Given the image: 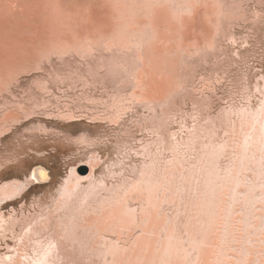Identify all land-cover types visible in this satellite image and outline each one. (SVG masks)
Masks as SVG:
<instances>
[{
  "label": "bare ground",
  "instance_id": "obj_1",
  "mask_svg": "<svg viewBox=\"0 0 264 264\" xmlns=\"http://www.w3.org/2000/svg\"><path fill=\"white\" fill-rule=\"evenodd\" d=\"M154 1L165 5V9L156 17V25L162 26L160 33L157 32L156 36V31L152 29L154 24L150 25L151 28L145 26L135 36L134 46L126 51L122 49L123 55L117 54L121 58L118 59L115 53L109 58L107 55V59L103 58L106 55H101L103 61L111 60L118 64L106 61L108 67L105 69L103 66L106 64L100 61L105 65L101 68L99 64L93 69L96 64L94 66L91 62L92 69L90 67L91 70H88L93 78L100 79L104 84L108 82L117 91V94L113 93L116 94L113 99L118 103L124 101L126 91H132L127 95L140 102L160 101L162 113L154 115L155 108H151L154 116L140 122L142 130L151 131L156 136L142 138L138 148L131 146L130 150L128 141H119L116 146L118 157L122 148L123 157H130L131 150L142 156L139 163H129V166L125 165L128 163L124 159L110 158L109 154L102 160L101 151L94 148L86 157L90 166V173L86 176L77 166L80 158L66 163L67 170L60 178L52 175V170L47 167L46 171L33 173L32 166L27 167L29 171L23 180H20L22 176L16 175L10 180L1 181L0 206L3 201L21 195L33 183L32 179L39 182L49 177L51 180L44 197L34 198L30 208L23 202L18 208L12 207L8 213L0 211V264H264V75L262 81L255 85L256 91L263 97L256 107L251 104V87L246 84L241 96L247 100V104L232 102L228 108L224 107L219 114L211 116L209 110L212 107L208 101L189 97L188 86L195 76L196 67L189 59L190 62L185 60V63H181L184 55L179 59L181 51L191 53L198 49L202 51L199 52L202 55L200 58L206 60L210 54L208 46H213L217 40L216 34L227 39L234 36L232 28L241 19L246 0ZM49 3H52L51 0ZM202 3L212 6L211 10L208 8L213 14L208 20L211 27L209 31H203L204 35L195 34L193 37L192 30L199 26L202 13L209 12L207 6H203L204 10L199 9ZM58 10L56 13L60 17ZM188 13L193 14L192 22L187 19ZM94 16L91 15L89 25L86 24L85 34L79 27L82 37H86L90 31L89 26L100 28L98 22L104 19L101 21L99 18L106 16V13L102 17L98 15L97 21ZM111 17L108 18L113 20ZM45 21L41 22L44 24ZM180 24L191 28V33L187 32L191 36L183 37V45L177 42L157 44L154 41L160 57L173 55L172 58L168 55L171 59H167L166 63L170 72L168 77L176 78L180 86L176 85L180 89H175L174 83L163 80L156 81L153 87L144 75L148 73L153 38H165L167 35L175 40ZM49 26H52L51 23ZM103 31L111 36L116 28H104ZM36 41L37 37H31L33 57L38 49L43 53L48 52V49H36ZM43 44L46 45V42ZM111 56H115L114 61ZM153 56L151 61L156 60ZM36 61L34 57L28 62ZM119 66H123L122 69ZM98 68L105 69V72H100L102 70ZM36 86L49 90L46 82ZM35 89L31 88L28 93V98L32 100L29 107L24 108L16 103L12 107H3L0 133L10 121L18 120V113L27 116L35 112L39 105ZM118 95L124 97L118 99ZM187 97L195 104L191 112L182 109ZM234 98V94H231V101ZM118 103L115 105L119 107ZM143 106L149 107V104ZM66 116L72 119L77 115L71 111ZM172 122L178 123V130L170 131ZM88 137L83 134L76 140L84 142ZM100 165L104 166L97 174L96 167ZM22 166L26 167L25 164ZM237 229L240 237H236ZM7 237L13 241L8 242ZM1 248H5V251L2 252Z\"/></svg>",
  "mask_w": 264,
  "mask_h": 264
},
{
  "label": "rangeland",
  "instance_id": "obj_2",
  "mask_svg": "<svg viewBox=\"0 0 264 264\" xmlns=\"http://www.w3.org/2000/svg\"><path fill=\"white\" fill-rule=\"evenodd\" d=\"M37 1L18 0L17 2L16 0L15 2V0H0V18H2L0 19V34L2 33L0 35V88L2 87V90H0V119L4 111L3 107H12L16 104L24 108L29 107V105H32V100L28 98V93L31 91V88L35 89L38 83L43 82L49 85V90L39 87L35 89L36 98H39H37L39 105L35 108V112L27 116L18 113V120L10 121L7 128L0 133V182L10 180L16 175L22 176L20 180H23L29 171L28 168L38 165L49 168L52 170V175H56V178H60L67 170L66 163H71L74 159L80 158L81 161L79 160V162H77V166H85L87 168L86 176L90 173V166L86 157L94 148L101 151L100 156H103L102 160L106 159L109 154L110 158L124 159L128 163L125 164L126 166H129V163H139L142 156L135 154L132 150L129 153L131 154L130 157H123L122 148V153H119L118 157V154H116L118 152L116 146L121 141H128V149L131 146L134 148L140 143L139 140L142 138L147 139L149 136H156V134H153L151 131L142 130L140 122L144 118L148 119L160 112L162 113V107L159 105L161 102H140L128 96L129 92L132 91H126L124 95L127 98H125L124 95L121 97L118 95V99L124 97V101L118 103L113 99L117 91L110 86L108 82L104 84L100 79L93 78L88 69H90V67L92 69V63L94 66L96 64L93 69L99 67L97 65L101 64L103 58H106L107 55V58L114 53L116 55H123L126 49L134 46L135 36L141 33V30L145 28V26L151 28L154 24L156 27V17L159 12L165 9L164 3L162 4V2H160L159 4V1L154 0L153 3H150V0H146L147 2L145 0H51L52 3L50 4V0H46L45 2L47 3L43 1L45 3L44 5V3L41 2L42 0L40 2ZM247 1L248 0L243 3V14L241 19L237 20L233 25L232 32L234 36L227 39L221 38L220 34H216L217 40L213 43L212 47L208 46L210 54L207 56L208 58L206 57V60L200 58L202 55H200L199 52L202 51L198 49H194L191 53L181 51V55L179 54V59H182L183 55L185 56L182 59L183 61L181 60V63H185V60L189 59L191 62L189 60L188 62L196 67L195 76L190 80L188 86L189 97L192 96L196 99L208 101L212 107L209 110L211 116L219 114L221 109L224 107L228 108L232 102L242 105L245 103L247 104V100L241 96L243 91H245L246 84H249L251 87V104L254 107L257 106L262 97V95L256 91L255 85L262 81L261 78L264 75V0ZM57 4L59 8H57ZM206 4L207 3H202V6L199 5V9L202 8V10H204L207 6L206 9L211 10L212 6L209 7L210 4ZM110 5L112 7H110ZM56 8L59 9V13L61 12L60 17L58 12L56 13ZM111 8L114 9L111 10ZM79 9L83 10V12L81 11V13ZM91 10H94V12ZM210 10L209 12L202 13L205 21L203 18L199 20V28L196 27L195 30H192L194 31L192 33L190 27L180 24L178 37L175 40L166 37L167 35H165V38L161 36L156 37L159 28L162 26L158 25V29L157 27L156 29L153 28L154 26L152 27V29L156 31V36L153 38V51L150 57L154 59L153 55H155L156 60H153V62L150 58L151 62L149 61L148 64V73L144 74L151 86L155 87L156 81L163 80L174 83L175 89H180V87H178L180 85L177 83L178 80L171 76V79L168 77L170 72L167 70L166 63L167 59H171L173 55L168 54L171 58L168 57L167 54L160 57V54L158 55L155 49V43H166V45H168L177 42L183 45L185 43L183 37L189 36L190 33L193 34V37L195 34L196 36L204 35V32L207 30L209 31L211 27V24L208 25L211 23L208 21L209 18L213 16ZM110 11L112 13L109 15L108 13ZM105 13L106 16L102 17ZM73 15L74 18L72 17ZM91 15H96V17L98 15V17L101 16L102 18H99V20L101 19L102 21L104 19L103 22L107 27H105L103 22H101L102 24L98 22L100 28L97 27L98 29H96L89 26L90 31L85 35L86 37H84V35L82 37L79 33V27L82 28V33L85 34L87 32L86 28L88 27L86 24L89 25L88 23L91 20ZM187 15H189L187 19H191L189 21L192 22L193 14L188 13ZM66 17L68 19H66ZM96 17L94 16L95 19ZM108 17L113 18V20H110ZM46 18H49V20ZM107 18L109 20H107ZM45 19L47 21H45ZM97 20L98 18L96 21ZM41 21H45V27ZM111 21L117 25H112ZM143 21H145V24L142 23V25L144 24L142 27L141 22ZM46 23L48 25H46ZM50 23L52 26H49ZM200 23L205 25L201 26L202 24ZM103 26L105 29L116 28L114 35H105ZM49 27H51V29ZM92 29L96 31L94 30V32ZM91 31L93 33H91ZM166 31H168V28ZM44 34H46V36ZM93 34L94 36H92ZM39 36H43L42 38H45V40ZM31 37H37L36 43L39 45L36 43L34 44V46L37 45L36 49L39 47L40 49H44V51L48 49V52L44 53L42 50L38 49V53L34 55L36 60H38L36 63L28 62L34 58L31 51ZM53 37H55V39H53ZM20 38L22 39L20 40ZM42 42H46V45L43 44L42 46ZM54 44H56L55 47ZM118 47L121 49H117ZM111 48H113V50ZM124 48L125 50L122 51ZM7 50L8 53H6ZM51 50L52 52H49ZM29 54L32 55L30 56ZM103 54L106 56L103 57ZM118 55V59L121 58ZM115 56L113 57L115 58ZM113 57L111 56L110 58L113 60ZM115 60H117V58ZM106 61L108 60L104 59L103 62L106 65L101 64V68L102 65H105L106 67L103 66V68L107 69L108 65ZM109 62L111 63L112 61L110 60L108 63ZM114 64L118 63L116 62ZM122 67L123 66H119L120 69H122ZM101 68L98 69L100 70ZM105 69H101L102 71L100 72H105ZM3 72L7 74L4 75ZM231 94L235 96L232 101ZM189 97L186 98V103L182 105V109L191 112L194 110H192V108L195 107V104H193ZM117 103L120 105L119 107L115 105ZM144 104H149V107L143 106ZM112 105H115V107ZM151 108H155L154 115ZM71 111H74L77 115L72 119L66 116ZM178 113L180 112L178 111ZM169 127H171L170 131L178 130V123L172 122ZM83 134L89 136L87 139L89 142H78L76 140V137ZM95 143L96 145H94ZM82 158H84V160ZM23 164H25L26 167L22 166ZM103 166L104 165H100V167H96L97 174H99ZM116 167L118 166L116 165ZM32 181L33 183L24 190L21 195L3 201V204H1L3 208L0 206V211L3 210L8 213L12 207L15 206L18 208L23 202H26L30 208V202L34 198H38L39 196L44 197L45 189L47 190V186L51 180L36 182L32 179ZM239 233L237 229L236 237H240ZM7 241L12 242L13 240L7 237ZM235 243H238V241ZM1 251L4 252L5 248H1Z\"/></svg>",
  "mask_w": 264,
  "mask_h": 264
},
{
  "label": "water",
  "instance_id": "obj_3",
  "mask_svg": "<svg viewBox=\"0 0 264 264\" xmlns=\"http://www.w3.org/2000/svg\"><path fill=\"white\" fill-rule=\"evenodd\" d=\"M80 169L84 173L87 172V168L85 166L81 167ZM32 171H33V173L38 172V171H46V168L44 166H42V165H38V166L33 167ZM41 180H44V181L49 180V177H47L45 179H41Z\"/></svg>",
  "mask_w": 264,
  "mask_h": 264
}]
</instances>
